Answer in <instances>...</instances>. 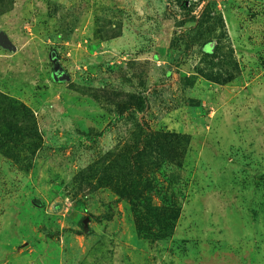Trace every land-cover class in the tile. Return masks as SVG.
Wrapping results in <instances>:
<instances>
[{
    "label": "rangeland",
    "instance_id": "1",
    "mask_svg": "<svg viewBox=\"0 0 264 264\" xmlns=\"http://www.w3.org/2000/svg\"><path fill=\"white\" fill-rule=\"evenodd\" d=\"M0 31V264H264V0H0Z\"/></svg>",
    "mask_w": 264,
    "mask_h": 264
},
{
    "label": "water",
    "instance_id": "2",
    "mask_svg": "<svg viewBox=\"0 0 264 264\" xmlns=\"http://www.w3.org/2000/svg\"><path fill=\"white\" fill-rule=\"evenodd\" d=\"M0 46L13 51L16 49L12 42L9 40L8 36L2 31H0Z\"/></svg>",
    "mask_w": 264,
    "mask_h": 264
},
{
    "label": "trees",
    "instance_id": "3",
    "mask_svg": "<svg viewBox=\"0 0 264 264\" xmlns=\"http://www.w3.org/2000/svg\"><path fill=\"white\" fill-rule=\"evenodd\" d=\"M119 118H120V115H118V114L114 115L113 118L110 120L109 125L114 124ZM100 135H102V132L100 133ZM88 140L90 141V140H92V138L90 137Z\"/></svg>",
    "mask_w": 264,
    "mask_h": 264
}]
</instances>
